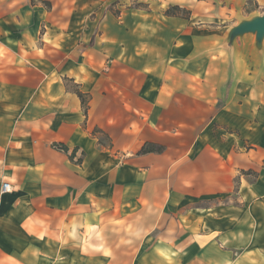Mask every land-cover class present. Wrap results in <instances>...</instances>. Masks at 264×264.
Masks as SVG:
<instances>
[{"label":"crops","instance_id":"crops-1","mask_svg":"<svg viewBox=\"0 0 264 264\" xmlns=\"http://www.w3.org/2000/svg\"><path fill=\"white\" fill-rule=\"evenodd\" d=\"M122 1L0 0V264H264L250 0Z\"/></svg>","mask_w":264,"mask_h":264},{"label":"water","instance_id":"water-1","mask_svg":"<svg viewBox=\"0 0 264 264\" xmlns=\"http://www.w3.org/2000/svg\"><path fill=\"white\" fill-rule=\"evenodd\" d=\"M247 34L255 35L258 47L262 46L264 41V15L244 20L235 26L229 33L228 42L231 44L237 38Z\"/></svg>","mask_w":264,"mask_h":264},{"label":"rangeland","instance_id":"rangeland-1","mask_svg":"<svg viewBox=\"0 0 264 264\" xmlns=\"http://www.w3.org/2000/svg\"><path fill=\"white\" fill-rule=\"evenodd\" d=\"M122 2H123V4H121L122 6L133 8V7L138 6L139 1L138 0H123ZM238 14L244 18H246V16L248 14H249V18L262 16V15H264V1L258 2L255 0H250L248 3H246L242 7L241 11ZM44 31H45V29L42 27V29L40 30V32L38 34V38H40V39L42 38L41 33H44ZM228 37H229V35H228ZM223 200L227 202V199H223ZM234 201H237V199H235V197H233V198L231 197L230 203H234Z\"/></svg>","mask_w":264,"mask_h":264},{"label":"trees","instance_id":"trees-1","mask_svg":"<svg viewBox=\"0 0 264 264\" xmlns=\"http://www.w3.org/2000/svg\"><path fill=\"white\" fill-rule=\"evenodd\" d=\"M48 3H46L47 5ZM49 6V5H47ZM138 6H141L140 4H138ZM168 15L169 14H172V15H181V16H184V17H188L189 15V11H187L186 9H183L179 6H172L170 7V9L166 12ZM93 42V40H92ZM78 95L79 97L81 98L82 100V104L84 105V108L86 109V104H87V97L81 93V92H78ZM56 149L58 150H62V151H67V148L64 147L63 145H55L54 146ZM165 151V147L164 146H161V145H156V144H146L142 150L140 151V154H151V153H156V154H161Z\"/></svg>","mask_w":264,"mask_h":264},{"label":"built area","instance_id":"built-area-1","mask_svg":"<svg viewBox=\"0 0 264 264\" xmlns=\"http://www.w3.org/2000/svg\"><path fill=\"white\" fill-rule=\"evenodd\" d=\"M12 190L10 183L3 182L0 186V202L4 194L9 193Z\"/></svg>","mask_w":264,"mask_h":264}]
</instances>
